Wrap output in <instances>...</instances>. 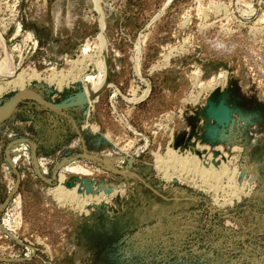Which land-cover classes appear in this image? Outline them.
I'll list each match as a JSON object with an SVG mask.
<instances>
[{
  "label": "rangeland",
  "instance_id": "374dc122",
  "mask_svg": "<svg viewBox=\"0 0 264 264\" xmlns=\"http://www.w3.org/2000/svg\"><path fill=\"white\" fill-rule=\"evenodd\" d=\"M98 6L0 0V83L36 76L0 106L98 92L62 111L25 98L0 123V264H264V0ZM83 53L99 62L71 82Z\"/></svg>",
  "mask_w": 264,
  "mask_h": 264
},
{
  "label": "bare ground",
  "instance_id": "6f19581e",
  "mask_svg": "<svg viewBox=\"0 0 264 264\" xmlns=\"http://www.w3.org/2000/svg\"><path fill=\"white\" fill-rule=\"evenodd\" d=\"M93 6H94V9L95 10H99V6H98V0H93ZM102 27H103V21L101 22V29H102ZM98 36V41H99V43L101 44V46H102V58H103V64H104V66L102 67V70L99 72V73H102V71H103V69H104V71H106V63H105V57H104V53H105V51H107V48H106V46H105V43H104V36H103V33L102 32H99V34L97 35ZM94 56L93 55H91V54H87V53H83L82 55H81V57H79L78 59H76V60H74V61H72V62H70L69 63V70H68V72H69V74H70V77H71V79H72V81L71 82H73L74 80H77L78 78H80V76H81V74L83 73V71L86 69V64H88L87 62L89 61L90 63H93L95 66L98 64V62H99V58H100V55H97V58H93ZM6 69V68H5ZM61 71V70H60ZM22 72V71H21ZM66 72V71H65ZM38 74V73H37ZM36 74V75H37ZM61 74V73H60ZM56 75V74H55ZM66 75V74H65ZM65 75H63V76H65ZM62 76V75H61ZM67 76H68V73H67ZM66 76V77H67ZM32 77H36L35 76V74H34V76H33V74H29V75H25V74H23V73H18L14 78H12L11 80H7V81H5V82H3V83H0V94H1V92L2 91H5L6 89H8V88H14V87H18V88H22L23 86H24V84L25 83H28V81L32 78ZM57 77V76H56ZM65 77V78H66ZM194 77H197V76H194ZM52 78H53V76H52ZM64 78V79H65ZM56 79V78H55ZM59 79H61V78H59ZM67 79V78H66ZM69 79V78H68ZM194 79V78H193ZM62 80V79H61ZM195 80V79H194ZM66 81H68V80H66ZM70 81V80H69ZM197 81V80H196ZM58 83L60 82V80L59 81H57ZM62 82V81H61ZM75 82V81H74ZM216 82V81H215ZM211 83V82H206L205 83V86H207V88H209L211 85H214V84H216L217 85V83ZM57 83V84H58ZM59 85H60V83H59ZM204 86V87H205ZM203 87V88H204ZM206 88V89H207ZM212 87H210V89H211ZM205 89V88H204ZM202 90V89H201ZM87 91H88V87L85 85V84H83V89H82V92H81V94L86 98V100H87V103L88 102H90L93 98H95L97 95H98V92H96V94H94V97L92 98L91 96H89L88 94H87ZM191 96H193V95H191ZM28 98H32L31 96H28ZM10 101H11V98H9L8 100H6L1 106H0V116L2 115V114H4L6 111H7V109L9 108V105H10ZM196 101V100H195ZM169 147V146H168ZM168 147H167V149H168ZM170 149V148H169ZM169 151H171V150H169ZM168 151V153H171V152H169ZM173 152V151H172ZM182 153L183 152H181V153H179L180 154V156H182ZM172 154V153H171ZM174 154V153H173ZM190 154V153H189ZM166 155V153L164 154V156ZM176 155H178V153L176 154ZM163 156V157H164ZM167 156H169V155H167ZM167 156H165L166 158H167ZM172 156V155H171ZM203 156V155H202ZM185 157V156H184ZM190 157V156H189ZM189 157H188V159H189ZM193 156H191V158H192ZM195 157V156H194ZM193 157V158H194ZM207 158V157H206ZM156 159H157V157H156ZM161 159H163V158H160V156L158 157V159H157V162H161V163H163L164 162V160H163V162L161 161ZM169 159V158H168ZM167 159V160H168ZM171 159H173V161H174V164L176 163V165H178V169H179V171L180 170H184V169H186V167H189V166H193L194 167V165H195V163H194V161H192V160H190V161H192V162H189V161H187V159H184L183 157H178L177 156V158L176 157H174V155H173V158H171ZM195 159V158H194ZM213 160V159H212ZM166 162V161H165ZM164 162V163H165ZM196 162H198V161H196ZM212 162H214V161H212ZM163 163V164H164ZM189 163V164H188ZM205 163V162H204ZM163 164H161V165H163ZM198 164V163H197ZM211 164H213V163H211ZM158 166H159V164H157ZM165 165V164H164ZM166 165H167V162H166ZM171 166H172V164H171ZM175 166V165H174ZM197 166V165H196ZM209 166H210V163H209ZM209 166L208 167H206L207 169H204V167L200 170V174L203 176V177H206V180L207 179H209V180H211V179H214V180H216V179H218L219 178V176L222 174V168L220 167V168H215V165L212 167H210L209 168ZM221 166V165H220ZM162 167V166H161ZM169 167V166H168ZM167 167V168H168ZM216 167H218V165L216 164ZM225 167V166H224ZM195 169H198L197 167H194ZM199 168H201V167H199ZM161 169V168H160ZM171 169V168H170ZM178 169H173L174 171L175 170H177L178 171ZM221 169V170H220ZM167 170V169H166ZM173 170H172V172H173ZM189 170H190V168H189ZM193 168H192V171L191 172H193ZM165 171V170H164ZM176 171V172H177ZM179 171L177 172L178 174H179ZM186 171V170H185ZM196 171H198V170H196ZM231 171H233V170H231ZM168 172V171H167ZM167 172L165 171V175H166V179H168L167 178V176H170L169 174H167ZM176 172H173L175 175H176ZM181 172V171H180ZM190 172V171H189ZM185 173V172H184ZM195 173V172H194ZM198 173V172H197ZM223 173H225V172H223ZM163 174V173H162ZM163 174V175H164ZM172 174V173H171ZM177 174V175H178ZM188 174V173H187ZM228 174V173H227ZM233 174H234V172H233ZM179 175H181V174H179ZM178 175V176H179ZM191 175V174H190ZM182 176V175H181ZM193 176V175H192ZM201 176V177H202ZM136 177V176H135ZM172 177V176H171ZM234 177V176H233ZM60 181H61V184L58 186V188L57 187H55V189L56 190H58V193H60V194H64L63 193V185H62V182H63V176L60 174ZM178 178H180V177H178ZM183 178V177H182ZM227 178V177H226ZM230 178V177H229ZM65 179V178H64ZM201 179V178H200ZM203 179V178H202ZM232 179V178H231ZM177 180H179V179H177ZM185 180V179H184ZM224 180V179H223ZM59 181V182H60ZM65 181V180H64ZM220 181V180H219ZM66 182V181H65ZM199 182V181H198ZM64 183V182H63ZM67 183V182H66ZM83 183H86V182H83ZM82 183V186H84V184ZM195 183V182H194ZM217 183H218V181H217ZM231 183V182H230ZM59 184V183H58ZM68 184V183H67ZM193 184V183H192ZM243 184V183H242ZM241 184V185H242ZM66 185V184H65ZM73 185H75L76 186V184H73ZM196 185V184H195ZM205 184H203V186H204ZM210 185H212V188H213V184H210ZM226 185V184H225ZM81 186V185H80ZM237 186V185H236ZM65 187V186H64ZM77 187V186H76ZM85 187V186H84ZM89 188L88 189H90L91 187L90 186H88ZM209 187V186H208ZM230 187V186H229ZM239 187V186H238ZM73 188H75V187H73ZM72 188V189H73ZM79 188H81L82 189V187H79ZM85 188H87V187H85ZM217 188H219V187H217ZM231 188V187H230ZM242 189H243V187H241ZM240 188V189H241ZM65 189V188H64ZM69 189H71V188H69ZM84 189V188H83ZM87 189V190H88ZM232 189H233V187H232ZM236 189V188H235ZM74 190V189H73ZM76 190H78V189H76ZM75 190V191H76ZM91 190V189H90ZM212 190V189H211ZM54 191V190H53ZM60 191V192H59ZM83 191V190H82ZM81 191V192H82ZM215 191V190H214ZM57 192V191H56ZM55 192V193H56ZM62 192V193H61ZM71 192V191H70ZM70 192H68V195H70V194H72V193H74V192H72V193H70ZM90 192V191H89ZM88 192V193H89ZM112 192H115V191H112ZM213 192V191H212ZM234 192V191H233ZM237 192H239V190L237 191ZM54 193V194H55ZM70 193V194H69ZM80 193V192H79ZM86 193V194H85ZM85 193H83V194H85L86 196H87V191H86V189H85ZM236 193V192H235ZM59 194V195H60ZM78 194V193H77ZM93 194V193H92ZM100 194V193H99ZM99 194H96V198H94L93 197V199L94 200H96V201H98L97 199H99L98 197V195ZM102 194V193H101ZM215 194V193H214ZM237 194V193H236ZM81 195V194H80ZM89 195H91V194H89ZM109 195V194H108ZM112 195V194H111ZM62 196V195H61ZM71 196H73V195H71ZM77 196V195H76ZM86 196H85V198H86ZM95 196V195H94ZM107 196V195H106ZM230 196V195H229ZM56 197V196H55ZM59 197V196H58ZM57 197V198H58ZM64 197V196H63ZM82 197V196H81ZM102 197V196H101ZM65 198V197H64ZM63 198V199H64ZM67 198H70V196H68ZM77 198V197H76ZM76 198H73V201H74V199H76ZM71 199V198H70ZM69 199V200H70ZM81 199V198H80ZM90 199V198H89ZM89 199H87V200H89ZM83 200H84V197H83ZM86 200V199H85ZM84 200V201H85ZM86 200V201H87ZM91 200V199H90ZM227 200V199H226ZM82 201V200H81ZM84 201H83V203H84ZM82 203V204H83ZM78 204V203H77ZM87 204V203H86Z\"/></svg>",
  "mask_w": 264,
  "mask_h": 264
},
{
  "label": "water",
  "instance_id": "95a60500",
  "mask_svg": "<svg viewBox=\"0 0 264 264\" xmlns=\"http://www.w3.org/2000/svg\"><path fill=\"white\" fill-rule=\"evenodd\" d=\"M104 57H105L104 59H105V63H106V73H107L106 81H107L108 63H107L106 51L104 53ZM28 96H31L32 97L31 99L35 100L39 105H41L42 107H44L48 110H51V111H62L65 109L80 106V105L87 102L86 98L81 93L76 94L74 100L62 101L59 103H55V102L46 100L40 94H38L36 91H34L32 89L18 90L16 92H14V94L12 95L10 105H9V108L7 109V111L0 116V123L5 121L6 119H8L12 115V113L14 112L17 104L22 99L28 98ZM222 119H225V116H223ZM84 156L88 157L87 154H84Z\"/></svg>",
  "mask_w": 264,
  "mask_h": 264
}]
</instances>
